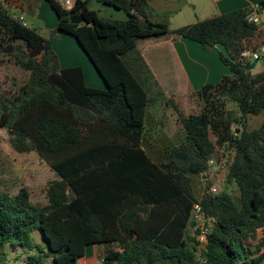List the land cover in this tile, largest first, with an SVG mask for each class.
Returning <instances> with one entry per match:
<instances>
[{
    "label": "trees",
    "instance_id": "1",
    "mask_svg": "<svg viewBox=\"0 0 264 264\" xmlns=\"http://www.w3.org/2000/svg\"><path fill=\"white\" fill-rule=\"evenodd\" d=\"M43 1L57 17L49 38L0 2V54L29 74L16 94L0 92V127L17 153L36 154L57 179L41 205L28 188H0V264L7 247L26 264H81L95 245L108 247L102 264H264V125L248 129L249 116L264 111V71L246 70L243 56L264 57V23H249L246 8L173 29L151 0H77L70 10ZM93 3L128 18H104ZM59 33L77 39L106 88L88 86L81 67L61 66ZM162 37L206 51L224 45L230 73L195 93L198 113L178 110L184 137L157 163L143 148L152 99L125 58ZM223 157L237 195L211 194L206 183L197 196L193 177ZM196 204L215 219L205 248L193 234Z\"/></svg>",
    "mask_w": 264,
    "mask_h": 264
},
{
    "label": "crops",
    "instance_id": "2",
    "mask_svg": "<svg viewBox=\"0 0 264 264\" xmlns=\"http://www.w3.org/2000/svg\"><path fill=\"white\" fill-rule=\"evenodd\" d=\"M11 1L13 7L18 11V13L16 11V15H23L27 20L28 5L25 4L23 0ZM263 1L264 0H151V5L156 13L169 16L171 22L175 17L183 14L189 15V13L192 12L194 14L199 12L213 17L240 9L252 8L256 5H260ZM29 7L32 6L29 5ZM40 8L41 6L39 9ZM107 8L111 7L98 3L96 11H106L105 9ZM111 9L115 11V14L106 11L107 19L126 20L128 18L124 12L114 8ZM40 18L41 17L38 15L39 20ZM56 25L57 19L52 22L51 27L56 28ZM38 26L39 25H37L36 28L43 30L42 27ZM41 33L43 32L41 31ZM143 41H145V44L142 45L143 47L140 46V42L138 47L125 58V61L152 99L151 109L147 113L145 119L147 128L145 140L148 136H151L150 139L152 138L156 141L158 140L157 138H159L160 141L165 143L167 148H170L174 146L170 143L171 141H179L184 137L183 129L181 125L178 124V120H180L178 110L180 111L179 106L182 102V97L185 96L187 101L195 99V93L202 87L208 84L219 83L230 71L229 68L222 63L220 51L218 49L206 51L199 43L185 38L174 40L173 37H162ZM79 49L82 50L81 48ZM83 53L80 51V56ZM83 55L84 56H81L82 58L84 57L83 59L79 56V60L72 64L62 63L60 59V64L63 68L81 67L85 75V66H92L93 63L89 57L86 56V53ZM254 61L255 60L252 59L251 64ZM92 67L96 70L94 65ZM261 71H264V68L259 70V72ZM96 73H98V71ZM98 77L99 78H97L94 83L95 85H87L96 88H106V84L102 77L100 75H98ZM149 113L154 114V119L151 118V116L148 119L147 116ZM263 125L264 111L257 116H249L248 129L250 131L257 130ZM152 127H154V129H152ZM196 177L198 176H194L193 179H196ZM196 181L199 183L200 196H202L206 184L205 177H201L200 182L199 180ZM83 260H81V262Z\"/></svg>",
    "mask_w": 264,
    "mask_h": 264
},
{
    "label": "rangeland",
    "instance_id": "3",
    "mask_svg": "<svg viewBox=\"0 0 264 264\" xmlns=\"http://www.w3.org/2000/svg\"><path fill=\"white\" fill-rule=\"evenodd\" d=\"M3 1L8 2L10 6H13L11 0H0V2ZM23 1L25 2V4L28 5L27 20H25L27 21L29 26L37 27V25H39L38 27H42L43 29L40 30L43 32L42 34L46 38H49L53 30L55 29L54 27H51L52 22L57 19L54 11L43 0ZM29 5H31L32 7H29ZM40 6L41 8L39 9ZM97 6L98 3H93L91 4L90 8L97 10ZM105 10L110 12L111 14H115V11L111 8H107ZM13 11L16 12V8H13ZM106 11L100 10L98 12L102 17L107 18ZM38 15L39 17H41L40 20L38 19ZM208 17L211 18L206 14H202L199 12L194 14L192 12L189 13V15H179L173 20H171L172 23H170L173 29H178L187 25H191L192 23H195L197 21L208 19ZM143 44H145V41H141L140 46L143 47ZM79 48L81 47L77 39L66 33H59L57 40L54 42V49L59 59L62 60V63L65 62L72 64L73 62L79 60L80 51L82 53L84 52L82 48V50H80ZM83 54L81 56H84ZM89 66H85V76L87 84L93 85L96 79L99 78V74L96 73L97 71L95 69H93V65L91 67ZM28 78L29 74L26 71L16 66L12 60L4 58L2 54H0L1 93L9 96L16 94L19 91L20 87L25 83V81L28 80ZM200 105V101L199 99H197V97H195V99L191 101H187L185 99V96H183L179 109L184 115L196 114L201 108ZM150 116L154 119V114L149 113L147 116L148 119L150 118ZM152 129H154V127H152ZM150 137L151 136H148V138H146L143 147L155 162H161L164 160L163 154L165 148L167 147L163 141L159 140V138H157L158 140L156 141L155 139H150ZM170 143H172V146L176 145V141H171ZM201 177L203 176H198L196 177V179H194V189L195 192H197L198 196H200V190L199 183L196 180H199L200 182ZM55 179H57L56 174L52 171L49 166L42 163L36 154L17 153L10 144L8 132L0 127V188L7 189L13 194L18 193L24 187L28 188L31 192V197L33 201L36 204L41 205L43 203H46V196L44 193L46 185L48 184V182L53 181ZM221 190L222 192L228 191L233 196L237 195V189L233 185H223ZM33 239L37 244H45V241L40 231H36L33 233ZM9 249L10 248L7 247L4 252L2 264H26L25 256L17 258V256H20V253L14 251L11 252ZM107 250L108 247L103 245H95L89 247V255L81 262V264H102ZM47 264L54 263L51 259H48Z\"/></svg>",
    "mask_w": 264,
    "mask_h": 264
},
{
    "label": "built area",
    "instance_id": "4",
    "mask_svg": "<svg viewBox=\"0 0 264 264\" xmlns=\"http://www.w3.org/2000/svg\"><path fill=\"white\" fill-rule=\"evenodd\" d=\"M77 0H59L60 4L67 10L72 9ZM15 19L24 21L25 17L23 15H15ZM247 21L253 24L264 23V18L262 15V7L256 5L250 8V12L247 15ZM245 58L251 60H256L259 58L258 54L252 55L250 52H245L243 55ZM230 160L223 157L221 159H214L210 162V169L205 177V182L208 185V190L211 194L219 195L222 192L223 185H227V177L230 170ZM215 223L213 217L205 215L200 204H196L193 213V234L196 236L199 242V248H205L207 242V235ZM198 234V235H197Z\"/></svg>",
    "mask_w": 264,
    "mask_h": 264
},
{
    "label": "water",
    "instance_id": "5",
    "mask_svg": "<svg viewBox=\"0 0 264 264\" xmlns=\"http://www.w3.org/2000/svg\"><path fill=\"white\" fill-rule=\"evenodd\" d=\"M82 48V47H81ZM217 49L226 57H229V52L224 45H219ZM246 70L257 74L261 68H264V57L256 59L252 64L244 67Z\"/></svg>",
    "mask_w": 264,
    "mask_h": 264
}]
</instances>
